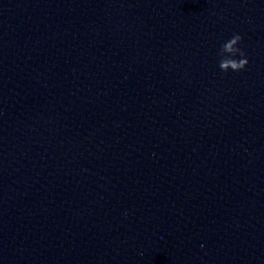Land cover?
<instances>
[{
	"label": "water",
	"instance_id": "1",
	"mask_svg": "<svg viewBox=\"0 0 264 264\" xmlns=\"http://www.w3.org/2000/svg\"><path fill=\"white\" fill-rule=\"evenodd\" d=\"M0 264H264V0H0Z\"/></svg>",
	"mask_w": 264,
	"mask_h": 264
},
{
	"label": "clouds",
	"instance_id": "2",
	"mask_svg": "<svg viewBox=\"0 0 264 264\" xmlns=\"http://www.w3.org/2000/svg\"><path fill=\"white\" fill-rule=\"evenodd\" d=\"M241 40V35L235 33L221 45L217 53L221 57L218 65L221 71L227 72L229 69L239 71L247 65L248 60L244 51L236 46ZM237 54H239V59L234 58Z\"/></svg>",
	"mask_w": 264,
	"mask_h": 264
}]
</instances>
